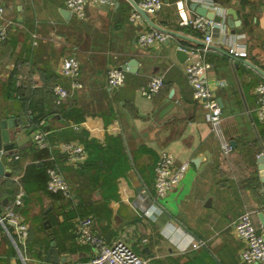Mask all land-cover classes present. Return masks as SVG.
Here are the masks:
<instances>
[{
	"label": "crops",
	"instance_id": "1",
	"mask_svg": "<svg viewBox=\"0 0 264 264\" xmlns=\"http://www.w3.org/2000/svg\"><path fill=\"white\" fill-rule=\"evenodd\" d=\"M162 1L161 9L148 15L151 24H134L127 0L87 4L82 18L71 14L64 0H4L11 25L0 44V120L13 119L9 132L23 143L1 156L7 176H0V212L21 191L17 210L28 239L24 249H16L2 237L0 264H49L44 259L51 244L63 260L59 264H89L91 247L73 239L79 215L92 216L106 243L122 238L149 264H245L232 225L246 211L264 237V191L256 165L264 151V123L255 114L254 92L264 82V0L199 4L222 18L208 27L206 80L222 104L221 129L232 147L228 155L186 81L187 53L183 62L175 55L179 46L201 43L203 34L184 24L196 14L180 0ZM229 8L240 21L233 32L226 24ZM152 25L168 39L138 48L137 33L155 29ZM68 56L79 63L77 89L59 74ZM130 62L124 83L108 87V69ZM154 75L163 76V87L147 99L140 88ZM13 76L15 86L24 89L20 97L8 93ZM56 85L68 91L59 105ZM38 131L45 133L46 148L25 140ZM63 143L82 145L94 166L84 170L62 162L57 154ZM162 151L189 166L175 189L156 199L154 165ZM47 164L62 173L75 192L74 203L47 190Z\"/></svg>",
	"mask_w": 264,
	"mask_h": 264
},
{
	"label": "built area",
	"instance_id": "2",
	"mask_svg": "<svg viewBox=\"0 0 264 264\" xmlns=\"http://www.w3.org/2000/svg\"><path fill=\"white\" fill-rule=\"evenodd\" d=\"M113 0H64L65 8L78 18L84 15V7L90 3L99 5H112ZM187 6L190 2L200 4L201 0H180ZM136 7L131 5L132 11L129 20L138 24L143 21L138 10L151 15L161 9L162 0H139L135 1ZM138 9V10H137ZM213 22L200 16H194L187 19L184 24L203 34L199 45H184L177 49L187 53L188 61L183 67V73L186 81L192 89L193 97L202 101L206 110V120L210 131L214 137L219 140L220 150L223 155L232 152L230 142L224 137L221 129L222 109L220 108L217 97L212 88L207 83L206 73L211 65L206 59V53L211 47L212 39L206 34V29ZM11 21L7 17L4 0H0V44L8 39L9 26ZM168 39V35L156 29L142 30L136 35V45L138 48L145 49L150 46L163 43ZM235 56H244V53H233ZM59 74L65 78L71 79L72 89L81 87L77 81L79 75V63L74 56L65 57L59 67ZM124 71L116 67L109 68L106 73V83L110 88H116L124 83ZM222 84V83H221ZM163 87V76L154 75L145 86L140 88V93L147 99L156 95ZM256 95L255 114L259 122L264 123V82H260L254 89ZM55 103L61 104L68 96V91L61 85L53 87ZM35 146L45 147V133L38 131L34 133L33 138ZM60 154L64 155L66 162L79 165L86 158V151L82 145L75 143H63L59 145ZM18 156H15V159ZM188 162L176 164L175 157L168 151L160 152L154 165L155 198H164L171 190L180 183L184 173L188 169ZM47 190L52 194H60L64 198L73 199V194L64 179L62 173L56 168L46 169ZM143 198L147 197L145 190L141 191ZM23 204V193L18 192L12 201H10L0 212V241L1 238L8 237L16 249H24L28 239V226L23 221L21 214L17 210ZM233 230L237 237L243 243L240 251V259L245 264H264V237L256 231L252 221V212L246 211L233 222ZM74 237L78 244L88 245L93 251L89 264H149L146 260L139 257L126 243L120 238L111 243H106L95 231L94 220L92 216L79 217L76 220L74 228ZM201 244H192L196 248Z\"/></svg>",
	"mask_w": 264,
	"mask_h": 264
},
{
	"label": "water",
	"instance_id": "3",
	"mask_svg": "<svg viewBox=\"0 0 264 264\" xmlns=\"http://www.w3.org/2000/svg\"><path fill=\"white\" fill-rule=\"evenodd\" d=\"M127 1L133 7H136L134 0H127ZM188 7L190 11L194 12L197 16L204 17L214 23H220L222 20L221 16L217 15L213 11H210L207 7L199 5L196 2H190L188 4ZM138 12L140 13L143 20L150 23V20L148 19V16L145 13H143L140 10H138ZM226 14H227L226 24L229 28L232 29L233 32V29L239 26L240 21L238 20L235 10L233 8L227 9ZM152 27H154L156 30L158 29L153 25ZM208 33H209V28L206 29V34ZM175 55L180 62H183L186 59V53L182 50L177 49ZM132 65L133 62L126 63L118 67V69L122 71H132L131 70ZM217 101L220 108H222V104L219 101V99H217ZM13 128H14L13 119L0 120V176H7V173L4 170V167L1 162V156L8 155L11 150L15 149L16 147L20 146L23 143L22 139H20V137L16 133L13 135L11 132H9V130ZM12 138H14V141H11ZM33 138H34V133L29 137H27V139L25 140L27 141ZM256 165L262 187L261 192H263L264 191V151L257 157ZM44 260L49 264H59L63 261L58 257L56 250L53 248V244L50 245V248L48 249Z\"/></svg>",
	"mask_w": 264,
	"mask_h": 264
},
{
	"label": "trees",
	"instance_id": "4",
	"mask_svg": "<svg viewBox=\"0 0 264 264\" xmlns=\"http://www.w3.org/2000/svg\"><path fill=\"white\" fill-rule=\"evenodd\" d=\"M13 75H15L16 76V73L15 74H13ZM14 80H15V77L13 76V78L12 77H10V79H9V81H8V83H7V85H8V93L9 94H11V95H13V96H17V97H20L21 96V94H23V87L21 86V85H17V86H15V82H14ZM16 81V80H15ZM54 96V95H53ZM55 102V101H54ZM35 145V144H34ZM93 146V145H92ZM92 146H90L92 149H93V147ZM37 147V146H36ZM38 148V147H37ZM46 148V147H45ZM85 151H86V158H85V160H84V162L83 163H81V164H79L77 167L78 168H80V169H84V170H89V169H91V167H93L94 166V161H93V158L89 155V151L87 150V149H85ZM57 156H58V159H60L62 162H65L66 161V158H65V156L64 155H62V154H60V152L58 151V154H57ZM93 165V166H92ZM49 167H53L52 165H50V164H47L46 166H45V173H46V169L47 168H49ZM46 176H47V174H46ZM71 191L73 192V195L75 196V192L71 189ZM58 195H60V194H58ZM62 196V195H61ZM111 196L112 197H115L116 195H115V193H112L111 194ZM75 199H77L76 197H74ZM72 200V202L74 201L73 199H71ZM78 200V199H77ZM76 200V201H77ZM74 203V202H73ZM77 203V202H76ZM84 216H87V215H79L78 216V218L79 217H84ZM73 239H74V241L76 242V240H75V237H74V235H73Z\"/></svg>",
	"mask_w": 264,
	"mask_h": 264
},
{
	"label": "rangeland",
	"instance_id": "5",
	"mask_svg": "<svg viewBox=\"0 0 264 264\" xmlns=\"http://www.w3.org/2000/svg\"><path fill=\"white\" fill-rule=\"evenodd\" d=\"M4 5H5V3H4ZM2 46V45H1Z\"/></svg>",
	"mask_w": 264,
	"mask_h": 264
}]
</instances>
